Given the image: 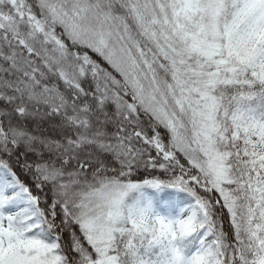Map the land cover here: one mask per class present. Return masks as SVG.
Masks as SVG:
<instances>
[{"label":"snow or ice","instance_id":"obj_1","mask_svg":"<svg viewBox=\"0 0 264 264\" xmlns=\"http://www.w3.org/2000/svg\"><path fill=\"white\" fill-rule=\"evenodd\" d=\"M0 264H264V0H0Z\"/></svg>","mask_w":264,"mask_h":264},{"label":"trees","instance_id":"obj_2","mask_svg":"<svg viewBox=\"0 0 264 264\" xmlns=\"http://www.w3.org/2000/svg\"><path fill=\"white\" fill-rule=\"evenodd\" d=\"M160 131L165 132L163 128H161ZM164 138L167 139L166 132ZM141 175H143V173H141ZM21 179L27 181V177L25 176H21ZM151 193L153 195L154 202L158 206L162 208L172 207L173 211H175L177 206L183 205L187 202V194L179 190L164 188L159 192H151ZM223 227L225 228V230L230 231L229 222L226 216L223 221Z\"/></svg>","mask_w":264,"mask_h":264},{"label":"rangeland","instance_id":"obj_3","mask_svg":"<svg viewBox=\"0 0 264 264\" xmlns=\"http://www.w3.org/2000/svg\"><path fill=\"white\" fill-rule=\"evenodd\" d=\"M151 195H152V193H151ZM153 196V195H152ZM180 206H182V205H180Z\"/></svg>","mask_w":264,"mask_h":264}]
</instances>
